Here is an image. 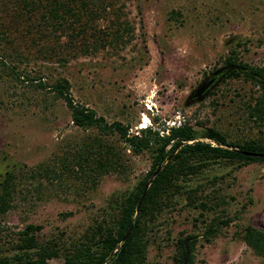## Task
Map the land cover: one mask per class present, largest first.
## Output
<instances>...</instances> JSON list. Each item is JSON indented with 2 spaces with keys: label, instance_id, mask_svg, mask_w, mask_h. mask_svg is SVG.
I'll return each instance as SVG.
<instances>
[{
  "label": "rangeland",
  "instance_id": "374dc122",
  "mask_svg": "<svg viewBox=\"0 0 264 264\" xmlns=\"http://www.w3.org/2000/svg\"><path fill=\"white\" fill-rule=\"evenodd\" d=\"M119 4L121 19L133 29L131 40L94 53L67 54L63 62L57 54L65 55V48L49 46L37 29L27 32L10 22L12 9L6 13L0 4V30L10 25L6 31L16 40L21 56L4 39L0 55H8L6 59L24 75L46 83L40 87L14 79L0 66V180L9 169L19 177L12 204L0 217V254L17 251L14 243L26 224H40L37 241L58 248L47 263L62 264L89 225L150 167L149 151L131 154L126 149L122 159L127 170L106 173L95 186L88 182L84 187L82 179L65 174L62 181L37 174L41 166L69 155L98 131L72 122L66 102L49 87L59 77L69 79L76 101L94 108L108 122L128 124L131 132L143 125L160 129L186 119L198 131L214 126L229 140L264 138V117L250 113L260 89L244 73L224 78L203 100L185 104L191 89L225 64L228 56L264 68V0H121ZM108 24L102 20L100 26L106 29ZM60 39L63 43L65 36ZM109 138L122 146L116 135ZM30 171L36 174H21ZM182 183L192 188L193 202L209 197L212 208L201 216L188 192L175 194L157 212L146 234V264H174L176 240L189 233L197 235L193 264H264V257L242 237L248 224L264 229V160H209ZM226 216L230 222L206 240L204 221Z\"/></svg>",
  "mask_w": 264,
  "mask_h": 264
},
{
  "label": "trees",
  "instance_id": "16d2710c",
  "mask_svg": "<svg viewBox=\"0 0 264 264\" xmlns=\"http://www.w3.org/2000/svg\"><path fill=\"white\" fill-rule=\"evenodd\" d=\"M121 0H0L4 12L12 9L10 22L21 24L27 32L37 29L49 41V46L61 45L63 53L57 54L59 61H65L66 55L94 53L106 45L123 46L131 40L132 27L127 20H122ZM13 12V13H11ZM102 20H107L109 26H100ZM2 25V24H1ZM10 25H2L0 40L9 41L21 56L16 40L10 37ZM38 36L35 33H32ZM56 37L55 39L53 37ZM65 39L61 42V37ZM35 40V37H31ZM54 40V41H53ZM53 42V43H52ZM52 43V44H51ZM10 45V46H11ZM6 50L4 45H1ZM12 47V48H13ZM54 49V47H52ZM10 52V51H9ZM56 52V51H54ZM11 53V52H10ZM18 54V55H17ZM65 56V57H64ZM8 55H0L1 69H5L14 79L27 80L30 83L44 87L46 83L37 77L24 75L16 68V64L6 59ZM225 64H235L238 68L231 69L226 77L244 73L259 86L260 95L250 113L256 117H264V68L237 62L228 56ZM55 95L62 97L70 109L72 122L82 128L95 127L97 133L92 134L70 154L55 159L51 165L41 166L37 174L47 179L57 177L62 181L65 174L75 179H82L84 187L88 182L95 186L96 182L106 173H124L127 170L122 159V152L128 149L131 154L149 151L151 163L143 176L138 178L133 186L113 199V205L101 217L96 218L84 238L64 255L62 264H146L147 232L155 223L156 214L168 202L173 201L174 195L182 191L191 197L192 188H186L183 177L200 172L203 163L209 160L240 159L246 163L254 160H264V155H249L241 150L264 153V138H250L243 141L229 140L227 136L214 126H205L198 131L186 119L179 123L162 125L159 129L152 125L139 127L134 132L129 125L121 121L108 122L104 116L86 105L76 101L70 91V81L67 77H59L50 84ZM213 89L209 92L211 93ZM109 135H116L122 146L111 141ZM207 137L209 140L200 139ZM161 168L153 175L154 171ZM33 171V169H30ZM24 176L33 177V172H23ZM18 173L14 169L4 172L0 180V217L10 208L17 184ZM149 181L143 200L137 209L138 201L144 185ZM192 198V199H191ZM209 197L193 202L204 210H210ZM230 217H212L204 221L202 236L206 240L216 235L220 225H227ZM132 224L128 235L124 237L129 225ZM0 223V232L2 231ZM40 224L28 223L18 232L12 254H0V264H48L47 259L58 254V248L49 247L37 241L35 231ZM243 240L257 253L264 257V229L248 224L242 233ZM196 234H186L176 240V255L174 264H182L185 254L184 240L189 238V255L187 264H193V250Z\"/></svg>",
  "mask_w": 264,
  "mask_h": 264
},
{
  "label": "water",
  "instance_id": "95a60500",
  "mask_svg": "<svg viewBox=\"0 0 264 264\" xmlns=\"http://www.w3.org/2000/svg\"><path fill=\"white\" fill-rule=\"evenodd\" d=\"M232 67H234V66L229 67V69ZM224 69H225V66L218 67L217 69H215L213 71V76L206 77L203 80H201L200 82H198L197 85L188 93V95L185 99V104L188 105V104H191L193 102L203 100L209 94L210 89L214 88L224 78V76L226 74ZM220 72L222 74L218 78H216V75ZM241 152L245 153V154H249V155H264V153L250 152V151H245V150H241ZM160 168H161V166H159L154 171V173L149 178V181ZM149 181L144 185L143 191H142L140 199L138 201L137 209L139 208V206L143 200V197L145 195ZM132 224L133 223H131L129 225V227H128L127 231L125 232V235L123 238H125L128 235V233L130 232ZM188 241H189V238H186L184 240L185 254L183 256L182 264H187V257H188L189 252H190L189 247H188Z\"/></svg>",
  "mask_w": 264,
  "mask_h": 264
},
{
  "label": "flooded vegetation",
  "instance_id": "af4514ba",
  "mask_svg": "<svg viewBox=\"0 0 264 264\" xmlns=\"http://www.w3.org/2000/svg\"><path fill=\"white\" fill-rule=\"evenodd\" d=\"M221 66H225V69H224V71L226 72V74L231 70V69H234V68H238L239 66H236L235 64H223V65H220V66H218V67H221ZM231 66H234V67H232V68H230L229 69V67H231ZM218 67H216V68H214V69H212L209 73H207L201 80H203L204 78H206V77H210V76H213V71L215 70V69H217ZM222 73L220 72V73H218L217 75H216V78H218L220 75H221ZM226 74H225V76H224V78L226 77ZM223 78V79H224ZM222 79V80H223ZM200 80V81H201ZM199 81V82H200ZM212 89H214V88H212ZM212 89H210V91L212 90ZM192 90V89H191ZM209 91V92H210Z\"/></svg>",
  "mask_w": 264,
  "mask_h": 264
},
{
  "label": "clouds",
  "instance_id": "9594fccd",
  "mask_svg": "<svg viewBox=\"0 0 264 264\" xmlns=\"http://www.w3.org/2000/svg\"><path fill=\"white\" fill-rule=\"evenodd\" d=\"M143 126H145V125H143Z\"/></svg>",
  "mask_w": 264,
  "mask_h": 264
}]
</instances>
